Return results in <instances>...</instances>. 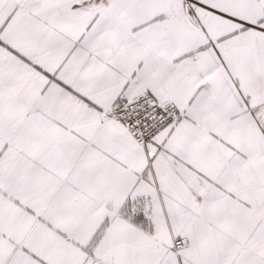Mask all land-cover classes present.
Returning <instances> with one entry per match:
<instances>
[{
    "label": "snow or ice",
    "instance_id": "obj_1",
    "mask_svg": "<svg viewBox=\"0 0 264 264\" xmlns=\"http://www.w3.org/2000/svg\"><path fill=\"white\" fill-rule=\"evenodd\" d=\"M0 264H264V0H0Z\"/></svg>",
    "mask_w": 264,
    "mask_h": 264
}]
</instances>
